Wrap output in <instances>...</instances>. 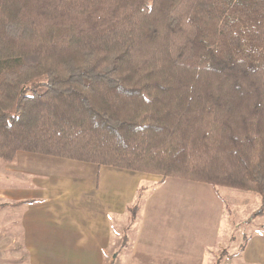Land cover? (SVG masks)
<instances>
[{
	"label": "trees",
	"instance_id": "1",
	"mask_svg": "<svg viewBox=\"0 0 264 264\" xmlns=\"http://www.w3.org/2000/svg\"><path fill=\"white\" fill-rule=\"evenodd\" d=\"M20 153L264 198V0H0Z\"/></svg>",
	"mask_w": 264,
	"mask_h": 264
},
{
	"label": "crops",
	"instance_id": "2",
	"mask_svg": "<svg viewBox=\"0 0 264 264\" xmlns=\"http://www.w3.org/2000/svg\"><path fill=\"white\" fill-rule=\"evenodd\" d=\"M22 154H18L16 160L22 159ZM24 155L36 159L31 154ZM61 161L63 165H79L89 171L90 176L43 178L39 186L18 193L0 189L1 200L17 202L13 208L17 222H1L0 226L9 232L20 225L21 233L13 237L12 242L19 244L15 253L17 259L25 256L28 264H104V259L112 256V250L116 249L115 232L123 233L128 242L126 230L121 231L120 223L112 222L111 215H125L140 192V182L148 177L151 180L152 176ZM105 177L115 178L123 185L104 184L101 179ZM182 183L185 182L177 179L157 182L158 189L148 198L140 222L137 218L142 207L137 208L136 220L132 222V264H171V259H176V264H205L207 255L210 264H229L227 261L233 259L240 264H264V224L236 244L238 239L234 232L238 225L233 227L232 222H224L222 226V222H184L176 220L175 216L163 218L168 214L163 194L168 189H179ZM204 187L208 186H194L193 197L196 189H201L211 198V190ZM213 195L215 201L214 190ZM8 207L0 206V212L7 213ZM121 248L126 250L125 245ZM224 249L228 250L225 253L228 259L224 261L223 255L218 263V254Z\"/></svg>",
	"mask_w": 264,
	"mask_h": 264
},
{
	"label": "rangeland",
	"instance_id": "3",
	"mask_svg": "<svg viewBox=\"0 0 264 264\" xmlns=\"http://www.w3.org/2000/svg\"><path fill=\"white\" fill-rule=\"evenodd\" d=\"M24 154L25 153L21 155L23 156L22 159H17L11 163H5L0 160V189L11 190L18 193L20 190H30L39 186V182L43 178L51 179L53 177L66 178L73 176H90L89 171L82 170V168L78 167L79 165H63L65 163H61L63 162L61 160L67 159L54 157L48 158L46 156L41 157L40 155L31 154L32 156H36V159H33V157H24L26 156ZM68 161L76 162L77 164L93 165L90 163H82L73 160ZM147 175L152 176V179L150 180L148 177L146 180H142V182H140V192L138 193L135 202L130 205L126 214L122 216L111 215L112 222L120 223L121 231L126 230L128 242L126 243L123 233L115 232V236L117 237L115 238L117 241H115L114 247L116 249L112 250V256L104 259V264H132V222H135L136 220V209L139 206L142 207L137 218L138 222H140L143 218V209L146 205V202L148 201V198L158 189L157 182H161L166 179H174H163L162 176L154 174ZM182 181L185 183H182V186H180L179 189H168L163 194V198L162 194L159 196L165 201L164 204L166 212H168L167 215H163V218H167L169 216L171 219L175 216L177 218L176 220H182L184 222H222V226L224 222H232L233 227L235 224L238 225L236 232H234V237L238 239L236 244L241 243L243 236L250 234L252 230L258 229L260 225L264 224V214L255 216L258 212L264 210V198L261 195L231 188H213L211 186L205 185L208 187H204V189L208 188L211 190L209 191L211 198L205 196L203 194L205 192H203L201 189L199 191L196 189V193H194L195 197H193L192 188L194 186H204V184L195 183L192 185V182L190 181ZM101 182L104 184H107L106 182H110V184H107L109 186L123 185L119 184L121 181L111 177H105L103 180L101 179ZM213 190L217 196L215 197V201L213 199ZM0 205L9 206L7 213L0 212V225L1 222H17V217H15V213L13 212V208L16 207L17 202L11 203V201L9 202L0 199ZM174 206L177 210H175ZM134 212L135 214H133ZM198 219L200 220L198 221ZM221 229L223 230V228ZM224 230H226V228ZM20 233V225L14 226L13 230H10L9 232L5 231L0 226V264H28L29 261L25 256L20 260L17 259L15 255L19 244L18 242L13 243L12 238L17 237ZM227 243L228 242H226V245ZM124 245L126 250L121 248V246ZM227 249H224L226 250L225 252L224 250H221V253L218 254V263L221 261V257L223 255L224 256L222 259L224 261L228 259L225 257V253L228 251ZM181 260L185 263L189 262L185 259ZM171 261V264H176L177 262L176 259H171ZM227 262H229V264H240L239 260L237 259L229 260ZM205 264H210L209 255H207V258L205 259Z\"/></svg>",
	"mask_w": 264,
	"mask_h": 264
}]
</instances>
